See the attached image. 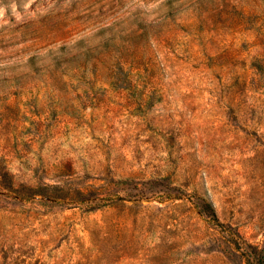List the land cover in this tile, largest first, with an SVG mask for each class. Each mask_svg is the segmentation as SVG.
Wrapping results in <instances>:
<instances>
[{
    "label": "rangeland",
    "instance_id": "1",
    "mask_svg": "<svg viewBox=\"0 0 264 264\" xmlns=\"http://www.w3.org/2000/svg\"><path fill=\"white\" fill-rule=\"evenodd\" d=\"M0 170V264L264 263V0H0Z\"/></svg>",
    "mask_w": 264,
    "mask_h": 264
},
{
    "label": "trees",
    "instance_id": "2",
    "mask_svg": "<svg viewBox=\"0 0 264 264\" xmlns=\"http://www.w3.org/2000/svg\"><path fill=\"white\" fill-rule=\"evenodd\" d=\"M14 174L6 170H0V199L9 200L13 205H26L29 202L39 198L47 204H55L61 201H68L75 204L74 201L82 202L84 200V192L79 190L82 198L74 199V197H66L60 194L62 188L56 184L38 183L37 186H31L29 181H15ZM98 207L89 206L86 212H94ZM201 212L209 217L213 222H217L214 208L212 204L203 202L200 207ZM258 264H264L259 261Z\"/></svg>",
    "mask_w": 264,
    "mask_h": 264
}]
</instances>
